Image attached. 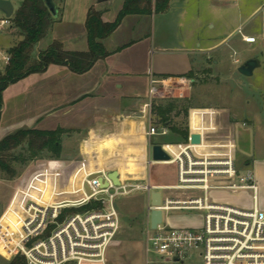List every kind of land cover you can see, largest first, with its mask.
Returning <instances> with one entry per match:
<instances>
[{
  "label": "crops",
  "instance_id": "0c3cea01",
  "mask_svg": "<svg viewBox=\"0 0 264 264\" xmlns=\"http://www.w3.org/2000/svg\"><path fill=\"white\" fill-rule=\"evenodd\" d=\"M5 1L12 3L14 14L22 5H16L15 0ZM167 1L168 7L163 12L155 11L156 0H153L151 13L125 17L116 32L103 42L109 56L96 63L90 72L76 75L67 67L51 66L43 74L10 86L3 95L0 124L6 93L11 87L31 79L53 80L42 87V93L38 92L48 111L32 118L30 125L40 126V131L63 129L68 133L62 139L71 133H83L80 163L88 171L118 172L122 181L150 179L152 182L147 169L150 144L166 148L184 144H159L156 138L162 136L154 137L149 143L146 137L147 124L140 118L139 110L147 101L149 78L153 74L157 79L170 80V88L155 105L165 98V93L179 90V98L189 101L196 93L198 101L189 110L187 125L189 136L201 138L198 154L232 157L238 163L237 139L254 142L252 154L243 155L246 161L240 169L254 173L259 187L258 206L264 211V0ZM125 2L53 0L58 17L54 18L47 37L37 45L36 58L55 42L62 43L69 52L88 51L89 10L96 9L102 13L104 22L113 23ZM0 13L5 19L4 13ZM259 14L262 17L253 34L252 21ZM10 29L12 34L16 33ZM245 38H255L256 42L248 44ZM227 51L234 56L249 55L243 61L236 59L238 64L236 60L229 64ZM250 60H256L258 67L248 78L238 70ZM202 78L207 81L199 83ZM207 97L212 100L206 102ZM45 118L53 120L45 121ZM20 128L18 131L30 129ZM168 130L167 136L175 135ZM7 136L1 135L0 141ZM0 188L9 195L7 201L11 195L13 198L12 183L0 182ZM216 196L212 199L231 204ZM249 202L242 207H253L251 194ZM6 218L0 224L8 229ZM12 225L18 228L14 221Z\"/></svg>",
  "mask_w": 264,
  "mask_h": 264
},
{
  "label": "built area",
  "instance_id": "2783aa9c",
  "mask_svg": "<svg viewBox=\"0 0 264 264\" xmlns=\"http://www.w3.org/2000/svg\"><path fill=\"white\" fill-rule=\"evenodd\" d=\"M11 25L10 19H2L0 30ZM245 42L254 44L256 39L245 38ZM5 61L9 63V55ZM169 81L153 74L149 78L147 101L139 110L149 143L169 134L168 128L155 125L153 113L155 101L170 88ZM200 145H193L189 136L183 145L162 146L170 160L155 162L151 152L156 145L150 144L149 177L155 166H176L175 186L154 185L150 179L122 181L120 177L116 186L108 171H88L80 163L67 174L59 161L46 163L16 189L0 219L1 223L7 217L9 226L0 224V243L6 244L11 256L21 253L27 264H108L109 248L120 229L115 201L143 192L147 196L145 264H185L194 254L203 264H264V211L258 206L254 173L240 169L232 157L201 156L197 152ZM154 192L161 194L159 207L152 204ZM212 192H249L253 207L217 202ZM93 205L81 213L69 212ZM154 211L163 214L156 230L151 228ZM176 211L203 213V226L172 228L164 215Z\"/></svg>",
  "mask_w": 264,
  "mask_h": 264
},
{
  "label": "rangeland",
  "instance_id": "374dc122",
  "mask_svg": "<svg viewBox=\"0 0 264 264\" xmlns=\"http://www.w3.org/2000/svg\"><path fill=\"white\" fill-rule=\"evenodd\" d=\"M23 0H15L16 5L22 4ZM20 4V5H21ZM262 14H259L252 21V33H255V26L261 19ZM3 19V15L0 13V21ZM250 30V31H251ZM17 34V33H15ZM12 34L10 27H5L0 30V74H4L7 62L5 58L8 56L10 47L16 45L21 38L18 35ZM39 47H35L33 51V57L36 58V54ZM229 64H233L236 59L244 60L249 53L237 54L234 56L233 52L227 51ZM233 66V65H232ZM248 81L247 79H244ZM206 82L205 79L199 80V83ZM54 81H45L44 79H31L26 83L11 87L6 93L5 110L2 116L0 124V136L13 134L19 130L20 126L23 129L31 127L33 129H41L40 126H32L30 122L32 118L38 116L42 111H48V108L44 105L43 100L40 101V94L45 84H52ZM18 84V83H17ZM52 89V85H50ZM50 89V90H51ZM45 91V90H44ZM41 92V93H38ZM181 92L179 90L173 91V93H165V98L159 99L161 104H168L174 100H185L180 99ZM192 100L189 104L194 106L197 100L196 93L193 94ZM207 95L206 93L202 94ZM49 96V95H48ZM53 97V96H52ZM199 97V95H198ZM47 97L45 96V101ZM195 99V100H194ZM188 100V99H187ZM212 98H206L205 101H211ZM45 104H47L45 102ZM44 108V109H43ZM178 115L174 114V123L180 126H186L188 124V118L186 112L181 111L178 108ZM189 117V116H188ZM52 118V117H51ZM45 118V121L52 122L53 119ZM20 128V129H22ZM84 134L81 132L71 133L62 139L63 152L60 158H52L48 155L39 160L32 161L25 165H18L15 167L17 176L13 179L7 175L0 174V182L12 183L14 186V192L16 189L22 187L24 183L38 170L42 168L46 163L49 162H60L65 166L67 174H69L73 167L80 164L82 161L80 157V148L83 144ZM159 144H174L181 143L183 139L179 136L170 134L167 137L156 138ZM237 154H238V165L240 168L244 167L245 158L243 155L252 154L254 149V142L251 140L237 139ZM21 155H27L26 147L19 149L14 153L15 157ZM152 183L154 185H166L175 186L177 185V169L176 166H155L151 172ZM6 190L0 188V219L3 213L7 210L11 198L7 201L9 196L5 193ZM13 192V195H14ZM163 195L166 192H161ZM217 195L216 197L222 201H229L232 205L236 206H247L249 205V195L243 193L232 194L230 192H212L211 196ZM115 207L120 213V229L116 238L109 248L108 252V264H145V228L147 224V196L143 192H137L126 197H118L115 201ZM243 208V207H242ZM168 220L172 228H201L203 226V213L190 212V211H176L164 215ZM17 230V229H16ZM18 256H22L21 253L11 256L10 250L6 247L3 242L0 243V264H10ZM151 261H156V258L152 257ZM185 264H202V259L197 254H194Z\"/></svg>",
  "mask_w": 264,
  "mask_h": 264
},
{
  "label": "trees",
  "instance_id": "16d2710c",
  "mask_svg": "<svg viewBox=\"0 0 264 264\" xmlns=\"http://www.w3.org/2000/svg\"><path fill=\"white\" fill-rule=\"evenodd\" d=\"M168 7L167 0H156L155 11L163 12ZM153 0H126L117 19L113 23L103 21L101 12L91 8L86 22L88 51L69 52L63 44L53 43L46 51L33 57L35 47L48 35L55 19L44 0H24L21 7L15 12L11 20L14 29L22 40L9 50L10 61L4 74H0V117L2 114L4 92L26 78L45 73L51 66L67 67L76 75L90 72L96 63L106 59L109 53L103 42L112 36L122 24L125 17L130 15H146L152 12ZM190 101L174 100L168 104L160 102L154 105L153 113L156 117L155 125L159 128H169L172 133L181 137L183 142L188 141V125H176L174 114L178 115V108L186 112L187 118L191 109ZM175 124V126H174ZM68 132L63 129L56 131H40L36 129L20 130L0 141V174L11 179L17 176L15 169L18 165H25L48 155L60 158L63 152L62 137ZM26 147L27 155L15 157L14 153ZM95 205L71 213H81ZM10 264H27L23 256H18Z\"/></svg>",
  "mask_w": 264,
  "mask_h": 264
},
{
  "label": "water",
  "instance_id": "95a60500",
  "mask_svg": "<svg viewBox=\"0 0 264 264\" xmlns=\"http://www.w3.org/2000/svg\"><path fill=\"white\" fill-rule=\"evenodd\" d=\"M102 2H106L109 0H101ZM46 6L49 8L52 16L54 18L58 17V11L53 3V0H44ZM0 11L4 13L7 19H11L14 16V6L11 2L0 0ZM258 67V62L256 60H250L243 66H241L238 70L239 74L244 77H251L253 75L254 70ZM192 144L199 145L201 142V138L199 135L191 136ZM152 159L155 162H165L170 160V156L163 150L162 146L156 145L152 148ZM110 179L116 186L120 185L119 173L113 172L110 174ZM152 204L154 207H159L161 204V194L159 192H154L152 194ZM163 214L161 211H154L151 216V228L156 230L158 225L162 223Z\"/></svg>",
  "mask_w": 264,
  "mask_h": 264
}]
</instances>
